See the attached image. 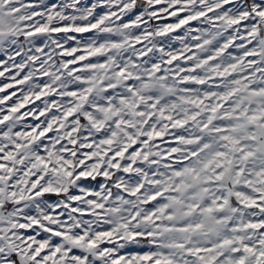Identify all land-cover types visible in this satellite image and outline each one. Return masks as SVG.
<instances>
[{
	"label": "snow or ice",
	"instance_id": "snow-or-ice-1",
	"mask_svg": "<svg viewBox=\"0 0 264 264\" xmlns=\"http://www.w3.org/2000/svg\"><path fill=\"white\" fill-rule=\"evenodd\" d=\"M0 264H264V0H0Z\"/></svg>",
	"mask_w": 264,
	"mask_h": 264
}]
</instances>
